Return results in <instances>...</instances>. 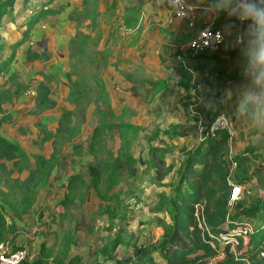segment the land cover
Listing matches in <instances>:
<instances>
[{"label":"rangeland","instance_id":"374dc122","mask_svg":"<svg viewBox=\"0 0 264 264\" xmlns=\"http://www.w3.org/2000/svg\"><path fill=\"white\" fill-rule=\"evenodd\" d=\"M97 1L95 5L93 0H52L50 3H47L48 0H16L13 8L4 14L0 22L1 60L10 52L9 43L21 37L28 16L46 6L45 4L52 8H62L59 13H49L41 18L15 54V62H20L17 66L33 62L36 68L46 64L51 65L53 70H37L31 77L20 76L15 72L1 74L0 111L2 118H11L10 111L3 109L1 104H15L20 94L28 93L34 79L37 80V86L42 85L39 89L43 94L47 88L48 94L61 96L57 106L60 107V117L56 129L48 130L46 125L40 123L35 126L39 137H55L52 154H56L57 158L64 154L70 155L72 169L77 171L76 174L83 181L77 182L73 188L65 179L61 181V197H49V179L38 187L37 200L47 198L49 206L46 207H50L52 212L42 218L44 213L38 207L37 222L32 224L33 243L30 245V254L28 252L30 257L23 264H28L31 260H34V264H67L73 255L79 257L76 264H92L94 256L103 257L102 248L108 251L114 243V255H124L132 250V244L136 240L150 248H159L167 235L169 223L172 222L167 198L174 192L185 154L195 147L198 137H201L196 131L199 121L204 117L207 119V112L217 107H222L231 116L228 111L230 104L227 102H231L236 93L231 92L225 98H222L223 95L216 97L222 88L217 80L215 87L205 85V89H201L203 96L192 99L186 98L184 90L178 89L174 81L171 82L166 65L170 66L168 62L172 59L166 52L162 53L165 50L164 44L169 43L163 32L168 30V26L162 19L166 15H172L165 0ZM215 1L221 5L222 2H231ZM252 1L264 4V0H232L233 3L242 4ZM138 2L142 7L138 22L133 27L124 26L125 7ZM222 7L225 8V5ZM94 10L98 12L95 19ZM260 17L264 18L263 15ZM104 57L107 61L105 64ZM126 73L134 75V78L128 77ZM167 77L170 80L166 82L165 88L152 81L165 80ZM100 78L106 86V95L100 91ZM223 90L226 91V87ZM36 104L40 111L54 106H49L47 99L42 103L36 101ZM57 108L53 109L56 113L52 116L57 115ZM108 108L114 110L115 116L105 114ZM124 123L133 125L132 131L125 132L131 140L130 150L138 158L136 173L129 175L128 172L119 170L115 172V176H111L106 170L100 182L94 185V179L87 172V163L94 161L90 148L94 127L113 124L112 130L107 127L101 132L97 145L95 144L98 146L97 154L106 159L108 152L116 154L124 145L115 131L119 124ZM164 129H190L192 134L173 138L166 136L161 144L150 139L152 132H162ZM76 135L75 141L80 145H71L70 141ZM262 135L264 138V132ZM256 139L257 137L253 140ZM156 156L165 157V164L160 169L163 176L150 163ZM106 160L111 167L113 159L110 157ZM254 163L255 159L251 161V164ZM9 164L13 165V176L21 179L28 177L34 170L35 177L30 184L39 183L40 174L36 172L41 171L42 167L37 165L39 161L32 158L31 154L19 158L15 164L9 161ZM113 168H117L115 164ZM235 169L236 166H231L228 182L233 181L232 172ZM254 177L257 182H247L249 191L244 193L240 202L241 209L251 207L259 202L260 195L264 196V171ZM82 194L86 195L85 201H82ZM161 202L165 208L158 214L147 212L151 206ZM222 208L226 211L225 206ZM3 211L6 218L10 219L15 215L4 208ZM231 211H238L236 204L234 211ZM148 217L151 218V225L138 226L139 220ZM9 228L10 232L5 240L14 247H23L14 242L17 235L13 232L15 228L11 225ZM118 232L122 235L119 243L115 241L119 239ZM262 242L264 246V238ZM155 254L159 258L160 253ZM227 254L216 250L211 264L224 261Z\"/></svg>","mask_w":264,"mask_h":264},{"label":"trees","instance_id":"16d2710c","mask_svg":"<svg viewBox=\"0 0 264 264\" xmlns=\"http://www.w3.org/2000/svg\"><path fill=\"white\" fill-rule=\"evenodd\" d=\"M16 0H0V22L4 14L8 13L14 6ZM52 0H48L50 3ZM97 0H93V3L97 5ZM43 6L39 8L36 12H33L28 16L24 22L25 29L21 37L15 41L9 43L10 52L9 54L0 60V75L7 71L11 62L15 58L16 51L26 40L30 33V30L35 26V24L43 17L49 13H59L62 8H52L50 6ZM142 7L141 3H136L132 5H127L124 9L123 14V25L126 27H133L139 20L141 16ZM96 10L93 11V19H95ZM261 29L264 30V21L260 22ZM87 37V36H84ZM225 40V39H224ZM224 42V41H223ZM259 59H264V53H255L248 56L244 60V64L236 68L228 79H232L239 72L246 69V67ZM103 63H107L106 58H103ZM176 72L179 76L178 84L182 86L186 92L191 93V88L195 85L192 82V76L189 70L182 66H177ZM128 77L134 78V75L126 73ZM153 83L160 84L163 88L167 86L166 80L156 79L152 80ZM208 83V82H207ZM40 86H37L36 101H42L47 99L49 101V106L55 104V100L48 98V92L43 94L40 91ZM99 88L103 94H107V89L101 78L99 79ZM222 91L217 92V97L220 98ZM107 99V97H105ZM224 110L222 107H217L211 112H207L206 125L210 127L211 123L218 115V113ZM107 115L113 117L115 112L113 109L108 108L106 111ZM112 130L113 124H102L94 127L92 134L91 150L93 151L94 161L87 163V172L94 179V185L103 177V173L108 171L111 176L116 175V171H126L129 175H134L136 173V163L138 158L130 150L131 140L127 137L125 131H132V124H119L117 126V133L123 141V146L114 154L113 152H108L107 158L113 159V165L108 166V161L97 154L98 146L97 138L101 135V132L106 128ZM188 131L185 130H171L164 129L162 132L155 130L152 132L150 139L157 140L160 144L164 142L165 137L169 136L173 138L177 135H187ZM80 145V144H75ZM254 146L247 147L240 152H236L231 156L230 152V132L227 127H217L212 133L202 134L199 143L188 150L185 154V159L180 168L179 179L174 188V192L167 202L170 204L169 213L171 214L172 222L169 223V230L166 237L162 240L159 248H150L143 244H133L132 253L128 256L119 258L114 255L113 246L107 251L106 248L101 249L103 255L102 258L94 256L92 258V264H206L208 257L214 256L216 253L215 247L211 246L206 239L202 237L201 229L198 227L195 220L194 210L195 204L201 202L204 205V215L206 221L211 226L214 231H217L222 227L223 222L227 215L226 202L230 196L232 184L227 181V177L231 171L232 160L236 161L235 169V180L234 183H245L248 179L255 173H259L262 166L258 169H250L251 167V157L256 159L260 154L254 152ZM53 153V152H52ZM49 157H45L42 154L35 153L32 158L39 161L42 167L41 171H37L36 174H40L39 183L30 184L31 179H34L35 172L24 178H18L13 176V165H9L6 161H12L13 164L17 163L19 158L26 157L27 152L16 142L11 141L0 135V183L2 184L0 188L1 200L11 207L17 214L26 212L32 204L35 202L37 197V189L39 186L43 185L51 169L53 168L54 161L56 159V154H52ZM165 157L156 156L151 160V164L156 167L158 174L163 176L160 169L163 168L165 164ZM109 160V159H108ZM115 164V167L113 168ZM116 172V173H115ZM21 180V181H20ZM83 182L78 174L74 173L70 175L66 182L75 186L78 182ZM21 182V183H19ZM83 185V184H82ZM18 189V190H17ZM86 200V195L82 194V201ZM223 206L226 207L224 211ZM236 207L238 211L233 212L230 216L229 226L239 223L242 219L246 217H253L258 215V218L264 220V196H261L259 202H255L254 205L246 209H241V203H237ZM165 206L161 202L160 204H155L153 206L154 214H158L161 209ZM262 209V210H261ZM263 212V214L259 211ZM149 219V220H148ZM151 218H147L148 222ZM9 225L7 223V218L4 211L0 206V241L5 239L8 232ZM261 232V235L257 234ZM264 238V229L262 227L256 228L255 231L249 234V239L246 244L241 245L240 252L244 255H248L256 260L257 264H264V258L258 255L259 247L262 244ZM115 241H118L115 240ZM160 253V259H155L154 254ZM227 253V252H226ZM31 260L28 264L32 263ZM79 261V257L73 255L69 258L67 264H76ZM40 264H47L46 262H40ZM216 264H236V261L232 258L230 254H227L224 261L217 262Z\"/></svg>","mask_w":264,"mask_h":264},{"label":"crops","instance_id":"0c3cea01","mask_svg":"<svg viewBox=\"0 0 264 264\" xmlns=\"http://www.w3.org/2000/svg\"><path fill=\"white\" fill-rule=\"evenodd\" d=\"M187 1L194 8L193 15L190 18L175 17L172 14L166 15L162 19L164 24L168 26V30L163 32L166 34V39L169 40V43L166 45L164 44L163 47H165V50L162 53L166 52V54L170 55V59H172L168 62L170 66L166 65L167 70H165L170 72L169 77L172 78L171 82L174 81L178 89H183L184 95L188 99L203 96L201 95L203 94L201 89H205V85L215 87L218 84H216V80L219 82L218 85L222 87L220 89V91H222L221 96L223 95L222 98L229 97V93L231 92L236 93L233 100L227 102L228 105L230 104V109L228 110L231 112L229 123L233 133L230 138V152L235 154L248 146H254V152L260 155L256 160L253 154H250L251 159H255V163L251 165L250 169L262 166L261 171H264V138L262 135L264 132V59L255 61L232 79H228V76H230L236 68L244 64L245 58L255 53H264V30L261 29L260 25V22L264 21V18L260 17L261 15L264 16V4L262 2L256 4L255 1L244 4L241 2L233 3L232 0L230 4L222 2V5L218 4L215 0ZM223 5H225V8L222 7ZM206 25L222 28L225 34L224 42L216 48L207 49L197 54H190L187 47L189 41L197 35L200 28ZM15 61L16 58L8 67L7 73L4 72L6 75L15 72L20 76L31 77L37 70H43L44 72L53 70L51 65L45 64L44 66L36 68L33 62H28L27 64L17 66L20 62ZM165 61L166 59H164V63ZM177 66H182L189 70L192 76V82H195V85L191 88V93L186 92L185 89L178 84L179 76L175 69ZM169 77L165 79L167 83L168 80H170ZM60 79L64 81L62 78ZM61 84L62 83H60V87L63 89V85ZM36 87L37 80L34 79L30 83V90L28 93L20 94L16 98L15 104L7 105L8 103L6 102L1 104L3 109H8V111H10L12 116L11 118H2L3 114L0 111V135L18 143L28 154H31V157L32 154L35 153L49 157L53 152L52 142L55 137H39L35 124L40 123L46 125L48 130H55L58 126V118L60 117V107H58L59 110H57V115L55 116H52L56 113L53 109L57 108L59 105V97L61 99L62 97L57 96V94H48L51 99L55 100V104L52 107L40 111L37 109L36 104ZM225 87L226 91L223 90ZM187 131L188 136L192 134V130L187 129ZM76 137L77 135L70 141L71 145L77 143L75 141ZM255 137H257V139L253 140ZM198 139L197 144L201 137L199 136ZM71 159L72 157L70 155L64 154L58 156V158L56 156L53 168L47 178V180L49 179L51 181V184L49 183L47 187V191L50 193L49 197L52 198L55 195L61 197V192L63 193V188L60 186L61 181L77 173L76 170L72 169ZM6 162L9 164V161ZM257 174L258 173H255L254 175ZM254 175L250 177L247 182H255ZM232 178L234 181L235 172H232ZM247 182L242 184L249 186L250 182L249 184ZM1 186L2 184L0 183V188ZM58 187L61 189L59 190ZM38 199L39 200H37L36 197L35 202L26 212L17 214L1 200L0 196V206L2 210L4 208L5 211H12L15 213L10 219L7 218L8 225L13 226L15 228L13 232L17 233L14 242L25 247L29 254L31 249L30 245L33 243L31 236L33 231L32 224L37 222L38 207H41L42 213H44L42 218L46 217L45 214L48 212H52L50 207H46L49 206L47 204V198ZM10 208L11 210H9ZM147 212L153 215V207L151 206ZM137 224L142 227L144 224L151 225L152 222L149 223L147 218H144L143 220H139ZM23 225H25V228H23ZM9 229L8 232H10ZM121 232H118L120 233L118 234V243L119 240L122 239ZM141 243L143 242H138L136 240L133 244ZM131 253L132 250L128 254L115 255L122 258ZM155 255L156 254H154V257ZM211 257L213 256L208 258ZM155 259H160V256L159 258L155 257ZM206 264H208V262H206Z\"/></svg>","mask_w":264,"mask_h":264},{"label":"built area","instance_id":"2783aa9c","mask_svg":"<svg viewBox=\"0 0 264 264\" xmlns=\"http://www.w3.org/2000/svg\"><path fill=\"white\" fill-rule=\"evenodd\" d=\"M171 8L173 16L180 18H190L193 15V7L187 0H165ZM225 34L220 27L203 26L199 29L197 35L192 38L187 47L190 54H197L207 49H213L223 43ZM230 116L226 110H221L215 117L210 127L206 125L205 117L202 118L198 125L197 131L202 134L212 133L217 127H227L230 132V138L233 135L230 129ZM236 161L232 160V166L235 167ZM232 184L230 196L226 202L227 215L221 228L214 231L206 221L204 215V205L201 202L195 204V220L198 227L201 229L202 237L207 242L215 247V250L225 254L226 252L232 256L236 261V264H257L256 260L248 255H244L240 252L241 245H245L249 239V234L256 230V228L262 227L264 229V220L258 217H246L239 223L229 226L231 210L234 211V206L244 198V193L249 191L247 187L242 183ZM233 214V212H232ZM263 243V242H262ZM28 251L23 247H14L9 241L3 239L0 241V264H23L25 260H28ZM258 255L264 258V246L262 244L259 247ZM208 264H211L213 257L209 258Z\"/></svg>","mask_w":264,"mask_h":264}]
</instances>
